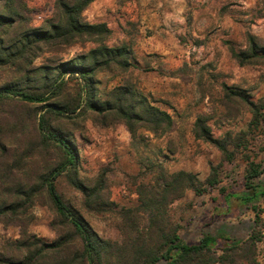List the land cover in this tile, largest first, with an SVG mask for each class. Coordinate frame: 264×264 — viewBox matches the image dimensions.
<instances>
[{"label": "rangeland", "instance_id": "374dc122", "mask_svg": "<svg viewBox=\"0 0 264 264\" xmlns=\"http://www.w3.org/2000/svg\"><path fill=\"white\" fill-rule=\"evenodd\" d=\"M56 1L25 0L31 28H43L53 18ZM83 17L89 24L109 27L106 46L129 48L132 65L127 71L98 73L89 86L78 75L62 72L63 63L98 48L96 43L46 46L35 58L26 55L12 65H0V89L12 86L49 97L42 104L17 96L0 98V181L11 195L19 188L40 190L32 205L21 209L18 222L0 223V252L5 244L25 239V232L32 241L53 243L67 231L43 185L44 177L65 160L38 130L47 104L77 108L67 117H48L73 144L79 180L94 188L102 179L94 199L98 206L86 209L84 195L71 186L68 174L56 180V188L102 239L126 244L131 222L123 213L140 206L139 189L158 187L163 171H185L204 182L211 167L219 172L216 188L204 195L188 191L167 206L166 218L180 226L182 243L196 244L206 234L218 239L217 248L225 239L243 242L255 230L254 207L264 235V198L240 200L252 194L245 186L249 163L264 169V60L241 66L230 54V48H247L249 34L264 46V0H95ZM8 56L0 55V60L14 59ZM117 87L134 90L168 113L172 130L156 135L139 130L133 137L123 123L107 128L95 124L89 101L102 104ZM245 100L261 107L259 124ZM199 118L214 138L230 137L232 162L195 137ZM254 184L264 189V173ZM257 264H264V241Z\"/></svg>", "mask_w": 264, "mask_h": 264}, {"label": "trees", "instance_id": "16d2710c", "mask_svg": "<svg viewBox=\"0 0 264 264\" xmlns=\"http://www.w3.org/2000/svg\"><path fill=\"white\" fill-rule=\"evenodd\" d=\"M94 1L57 0L53 18L45 21L43 28L35 29L30 27V19L26 16L25 0H0V55L14 58L1 59L0 65H12L14 60H22L26 55L35 58L46 46L70 48L78 44L96 43L99 44L98 48L78 56L72 62L63 63L62 72L78 75L89 86L98 73L113 68L127 71L132 65L129 48L106 46L105 42L112 34L109 27L105 23L89 24L84 20V12ZM230 54L241 66L252 65L264 60V46L249 34L247 48L242 51L230 48ZM45 79L48 80V77L45 76ZM10 96L38 104L46 103L49 99L47 92L30 94L12 86L0 89V98ZM245 101L255 124H259L263 119L261 107ZM88 108L98 126L107 128L115 123H123L133 137L139 130L156 135L167 133L174 127V120L168 113L127 87L113 89L108 100L102 104L89 101ZM43 109L44 114L38 123L40 135L45 143L59 148L65 158L61 166L44 177L43 185L67 231L53 243L32 241L25 232V239L3 246L0 264H257L259 244L264 241L263 232L259 229L261 215L257 207H254L256 221L251 236L243 242L225 239L226 243L221 248H217L218 239L207 234L196 244H183L179 235L180 226L166 218L167 206L181 199L186 192L204 195L219 185L216 167H211L204 182L197 175L185 171L173 174L163 171L158 187L139 189L140 206L123 213L131 222L126 244L120 245L99 237L79 212L64 203L56 188V180L68 174L71 186L84 195L86 209L96 210L98 206L94 199L102 189V179L94 188L79 180L75 171L77 154L73 144L51 122L52 117H67L74 114L77 108L70 110L47 104L43 105ZM194 134L198 140L220 151L227 162L233 161L234 154L229 150L232 146L230 137L223 140L214 138L202 118L197 120ZM263 173L261 166L249 163L245 186L252 194L240 198L241 201L251 203L257 198H264V189L254 184V180ZM5 185L0 181V223L18 222L22 208L27 209L32 205L40 190L36 187L29 190L19 188L11 195ZM15 198H25V201L16 204ZM141 219L145 221L144 225Z\"/></svg>", "mask_w": 264, "mask_h": 264}]
</instances>
